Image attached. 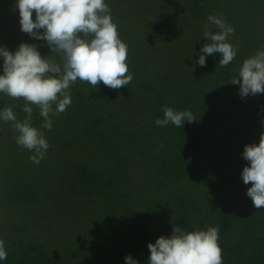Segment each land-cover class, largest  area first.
<instances>
[{"label": "trees", "instance_id": "trees-1", "mask_svg": "<svg viewBox=\"0 0 264 264\" xmlns=\"http://www.w3.org/2000/svg\"><path fill=\"white\" fill-rule=\"evenodd\" d=\"M13 1L8 0L6 5L15 6ZM193 1L182 0L180 5H196L201 12L209 7L215 9L219 4L229 5L226 17L234 21L235 29L264 25V0ZM243 1L248 2L251 13L237 12L236 7L244 5ZM163 2L171 7V0ZM252 14L256 19L250 16ZM187 25L190 28L191 22ZM238 42L242 46L254 42L255 51L258 49L256 39ZM218 64L216 62L215 69L219 80L206 94L194 88L192 92L182 91L192 93L191 96H179L176 89L156 87L150 81L140 89L144 95L142 103L136 101V94L131 96L134 98L130 104L131 97L119 96L120 89H110L102 82L93 88L77 80L69 89L72 103L67 110L58 116L50 115L53 136L63 138V147L73 159L68 189L93 195L99 202L108 204L107 209L134 208L150 216L134 223V227L119 238L123 241L119 252L130 253L134 246L140 264H148V243H154L160 236L169 237L172 227H180L185 232L218 227L223 264H264V208L253 206L246 195L251 184H244L241 177L243 168L249 166L242 156L244 146L259 143L260 134L264 132V93L242 98L239 85L229 83L233 77L231 66ZM127 86H131L130 83ZM92 104L97 111L87 116ZM29 106L33 108L35 124L42 125L39 108ZM165 106L176 111L189 110L196 120L185 121L182 128L171 122L157 126L155 120L164 118ZM80 114L83 136L91 139L81 159L80 142L76 143L80 137ZM20 116H26L23 109ZM70 131L73 135L66 136ZM7 202L9 208L13 206L8 198ZM140 202L145 205H138ZM12 208L18 212L16 207ZM0 210L4 214L12 212L1 206ZM18 216L25 221L24 227L30 225L29 222L38 223L24 219L22 213ZM0 222L2 228H8L3 218ZM0 235L9 260L18 257L15 252H19L20 259L37 253L34 250L30 254L24 245L9 244L7 239L8 235L12 237V230ZM18 239L37 244L27 234ZM43 249L46 251L45 247Z\"/></svg>", "mask_w": 264, "mask_h": 264}, {"label": "rangeland", "instance_id": "rangeland-1", "mask_svg": "<svg viewBox=\"0 0 264 264\" xmlns=\"http://www.w3.org/2000/svg\"><path fill=\"white\" fill-rule=\"evenodd\" d=\"M7 1L0 0V46L15 51L21 42L35 44L42 56L48 55L49 58L60 62L61 57L51 53L46 41L37 40L21 31L17 0L13 1L15 6L12 7L6 5ZM181 1L171 0L169 7L163 0H105L111 9L113 22L118 25L120 38L128 45V68L133 75L131 86L120 88L119 96L127 99L136 94V101L142 103L144 95H141L143 91L140 89L144 83L150 81L156 87L176 89L179 96H191L192 93L182 91L192 92L194 88H200L206 94L216 85L219 79L215 66L222 58L221 54H205L206 66L203 67L197 61L203 54V45L210 43L203 37V26L209 23V15L222 14L224 21L233 27L234 21L226 17L229 16L226 8L229 5L216 4L217 8L209 7L207 11L201 12L196 1L192 0L198 6L191 7H182ZM243 4L236 7L237 12L240 14L242 10L251 13L248 2L243 1ZM254 14L250 16L256 19ZM188 22H191L190 28ZM234 30L228 40L239 47L235 59L229 65L233 76H238V69L243 60L256 53L254 42L249 46H242L238 40L256 39L257 50H264V25ZM211 31L216 33L220 29L212 25ZM2 64L3 58L0 57V74H3ZM213 68L216 70V78ZM78 87L82 88L81 85ZM133 98H129L128 103L132 104ZM25 103L22 98L13 99L0 93V111L11 107L20 121L25 118L20 116ZM96 111V105L92 104L88 108L87 116ZM81 119L80 114V137H77L76 141L77 144L80 142V159L91 140L83 136ZM36 122L32 117V125L44 131L49 143L45 157L39 164H34L29 159L34 155L33 152L17 145L18 133L13 130L11 122L0 120V206L10 211L13 210L12 207H16L24 219L36 220L46 228L36 222H29L30 225L24 227L25 221L19 218L17 211L4 214L0 210V218H3L8 227L5 229L0 225V234H5L8 230L13 231L12 237L8 235L9 244L24 245L30 254L34 250L37 251L32 256L27 254L25 259L18 258L20 254L15 252L18 257L3 260L0 264H125L124 257L127 255H131L140 264L135 257L137 248L134 246L130 253L119 252L123 243L119 238L128 233L134 223L145 221L150 216L134 208L125 211L107 209L110 206L99 202L93 195L69 190L72 156L67 152V148L63 147V138H55L58 136H53L51 130L43 129L42 125H36ZM70 135H73L72 131L66 136ZM72 147L73 145L70 149ZM18 196L20 198H16ZM7 198L13 205L10 208ZM138 205L145 204L140 202ZM24 234L29 235L37 244L19 240L18 237Z\"/></svg>", "mask_w": 264, "mask_h": 264}, {"label": "clouds", "instance_id": "clouds-1", "mask_svg": "<svg viewBox=\"0 0 264 264\" xmlns=\"http://www.w3.org/2000/svg\"><path fill=\"white\" fill-rule=\"evenodd\" d=\"M19 23L22 32L37 40H44L51 50L61 57L60 62L42 56L35 44L21 42L15 51L0 46L3 74H0V93L13 99L26 101L23 121L17 119L11 107L0 111V120L11 122L18 146L34 153L29 159L39 164L45 157L49 143L44 131L32 125L33 108H39L42 128L50 130V115H60L72 103L69 89L77 81L87 82L96 88L101 82L118 90L131 83L133 75L128 68V45L120 38L118 25L113 22L111 9L105 0H17ZM35 13V19H33ZM204 24L203 37L210 43L201 48L197 63L206 66V55L220 53V67L228 66L236 57L238 44L228 37L234 28L221 15H209ZM214 25L219 32L213 33ZM40 30H43L42 32ZM231 84H239L243 98L264 93V50L243 60L238 76ZM222 86V85H221ZM55 105V110L53 109ZM163 119L157 126L170 122L182 128L185 121L196 120L189 110L176 111L165 106ZM243 159L249 162L242 170L244 184H251L246 195L256 209L264 208V132L259 143L244 146ZM219 228H196L185 232L172 227L169 237L160 236L148 243V264H223L222 249L218 243ZM8 256L5 241L0 239V261ZM125 264H138L127 255Z\"/></svg>", "mask_w": 264, "mask_h": 264}]
</instances>
